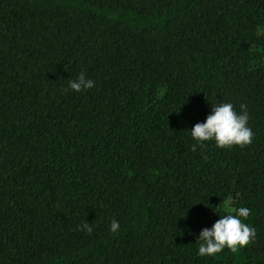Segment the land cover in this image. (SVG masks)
I'll use <instances>...</instances> for the list:
<instances>
[{
  "label": "trees",
  "instance_id": "obj_1",
  "mask_svg": "<svg viewBox=\"0 0 264 264\" xmlns=\"http://www.w3.org/2000/svg\"><path fill=\"white\" fill-rule=\"evenodd\" d=\"M221 103L251 145L193 151ZM0 264H264V0H0Z\"/></svg>",
  "mask_w": 264,
  "mask_h": 264
},
{
  "label": "clouds",
  "instance_id": "obj_2",
  "mask_svg": "<svg viewBox=\"0 0 264 264\" xmlns=\"http://www.w3.org/2000/svg\"><path fill=\"white\" fill-rule=\"evenodd\" d=\"M95 82L81 72L77 79L69 82V88L80 92L93 88ZM68 89H64L67 92ZM241 113L238 114L231 103H221L212 106V112L205 122L196 123L191 129V137L196 144L192 150L196 151L198 145L206 141H215L219 148L239 146L241 148L251 145L254 133L248 127L249 114L245 104L240 105ZM250 215L248 207H240L234 212L220 215V218L211 228H204L198 237V255L215 256L225 248L233 254L240 249L252 244L257 236L256 229L245 221ZM119 229V222L112 220L110 230L115 233ZM77 230H83L91 234L93 229L87 222L78 226Z\"/></svg>",
  "mask_w": 264,
  "mask_h": 264
}]
</instances>
